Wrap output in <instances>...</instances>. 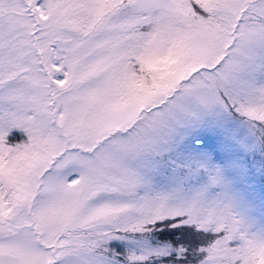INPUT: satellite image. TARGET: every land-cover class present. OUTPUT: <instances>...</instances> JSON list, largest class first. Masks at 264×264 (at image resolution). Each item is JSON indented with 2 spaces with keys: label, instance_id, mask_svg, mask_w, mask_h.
<instances>
[{
  "label": "snow or ice",
  "instance_id": "obj_1",
  "mask_svg": "<svg viewBox=\"0 0 264 264\" xmlns=\"http://www.w3.org/2000/svg\"><path fill=\"white\" fill-rule=\"evenodd\" d=\"M264 0H0V264H264Z\"/></svg>",
  "mask_w": 264,
  "mask_h": 264
},
{
  "label": "rangeland",
  "instance_id": "obj_2",
  "mask_svg": "<svg viewBox=\"0 0 264 264\" xmlns=\"http://www.w3.org/2000/svg\"><path fill=\"white\" fill-rule=\"evenodd\" d=\"M249 186L253 189L252 199L241 211L257 227H264V178L255 175Z\"/></svg>",
  "mask_w": 264,
  "mask_h": 264
}]
</instances>
